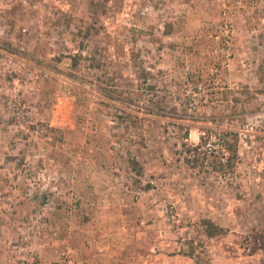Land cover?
I'll return each mask as SVG.
<instances>
[{
  "label": "rangeland",
  "instance_id": "obj_1",
  "mask_svg": "<svg viewBox=\"0 0 264 264\" xmlns=\"http://www.w3.org/2000/svg\"><path fill=\"white\" fill-rule=\"evenodd\" d=\"M0 264H264V0H0Z\"/></svg>",
  "mask_w": 264,
  "mask_h": 264
},
{
  "label": "trees",
  "instance_id": "obj_2",
  "mask_svg": "<svg viewBox=\"0 0 264 264\" xmlns=\"http://www.w3.org/2000/svg\"><path fill=\"white\" fill-rule=\"evenodd\" d=\"M237 133L232 130H226L223 128H205L203 134L199 136L200 141H205L209 137H214L216 139V150L215 153L222 154L227 153L226 156H224L225 164L221 162H217V166H213V169L221 170L223 165L227 169H232L234 165V161L236 159V138ZM200 143H198L196 146H194V150L199 148ZM205 227L207 230V235L213 236L219 233L220 227L213 225L211 222L206 221Z\"/></svg>",
  "mask_w": 264,
  "mask_h": 264
}]
</instances>
